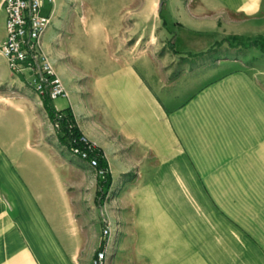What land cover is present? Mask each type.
<instances>
[{"label": "crops", "instance_id": "0c3cea01", "mask_svg": "<svg viewBox=\"0 0 264 264\" xmlns=\"http://www.w3.org/2000/svg\"><path fill=\"white\" fill-rule=\"evenodd\" d=\"M162 6L175 32V78L163 59L156 91L138 68L118 62L101 81L96 109L89 97L79 105L74 94L50 104L71 113L92 142L94 125L102 129L96 145L106 162L129 150L151 167L144 184L120 197L124 223L114 236L115 260L233 264L234 227L243 258L264 264V0ZM0 11L3 38L1 4ZM10 73L0 56V82L27 84L26 76ZM39 106L40 96L25 88L0 93V264H80L83 245L99 242L97 223L93 234L89 226L94 192L82 191L84 176ZM106 134L115 143L105 142ZM171 243L183 253H162ZM223 244L229 249L218 260Z\"/></svg>", "mask_w": 264, "mask_h": 264}, {"label": "rangeland", "instance_id": "374dc122", "mask_svg": "<svg viewBox=\"0 0 264 264\" xmlns=\"http://www.w3.org/2000/svg\"><path fill=\"white\" fill-rule=\"evenodd\" d=\"M42 11L47 13L48 8L45 7ZM163 14L162 0H54L50 24L43 36L44 40L47 39L43 49L52 61L67 93L74 94L79 105L83 97H89L91 105L96 109L99 104L97 95L101 81L105 74L115 71V64L118 62H124L134 69L138 68L142 82L156 91L162 77L163 59L165 66L167 65L164 71H168L170 78L177 76L179 70L172 60L175 32L165 25ZM2 20L0 11V32ZM1 39L0 36V41ZM9 77L21 78L14 73H10L7 78ZM22 88L35 94L28 84L21 86L0 82V93L21 94ZM39 108L44 117L43 104ZM99 130L102 129L94 125L92 129L94 142L90 140L94 145L99 141ZM53 131L57 135V131L55 129ZM103 140L115 143L114 137L110 134H106ZM58 144L61 145L59 142ZM61 146L67 156L74 160L76 171L84 176L82 191L94 192L89 226L93 234L94 224L97 223L100 231L99 242L97 245L92 241L83 245L79 255L80 264H90L96 252L104 247L107 249L105 264H129L128 261H124V256L121 261L114 259V236L120 234L124 223L121 212L125 210V205H120V197L125 191L144 184L142 178L149 174L151 167L145 164V159L132 158L129 150L123 151L117 162L110 155L106 166L110 181L106 186L99 183L102 175L96 169L71 154L65 146ZM202 188H206L204 184ZM217 216L220 217L219 213ZM107 222L112 227L109 238L103 235V228ZM222 232L223 230L219 228L217 237L220 238L225 233ZM232 237L234 243L232 263L248 264V260L243 258L240 230L233 227ZM125 248V252H129V247ZM206 248L209 249V246ZM218 248V260L225 259L229 246L227 248L223 244ZM166 250L171 255L183 253L177 243L165 245L161 252L166 254ZM187 253H194L193 245L189 247ZM214 259L208 264H216ZM136 264L148 263L139 256ZM169 264L193 263L184 262L181 258H171Z\"/></svg>", "mask_w": 264, "mask_h": 264}, {"label": "built area", "instance_id": "2783aa9c", "mask_svg": "<svg viewBox=\"0 0 264 264\" xmlns=\"http://www.w3.org/2000/svg\"><path fill=\"white\" fill-rule=\"evenodd\" d=\"M4 13V37L0 41V53L4 57L9 70L17 75L26 76V82L40 97L49 100L67 97V89L55 71L52 61L43 49V36L50 24L54 0H1ZM45 7L48 12L42 11ZM60 116L59 110H55ZM52 122V121H51ZM58 131V121L52 122ZM84 147L72 145L71 154L86 161L102 175L95 155H91L94 144L81 134ZM112 227L109 222L104 225L103 235L110 237ZM107 249H99L90 264H105Z\"/></svg>", "mask_w": 264, "mask_h": 264}, {"label": "trees", "instance_id": "16d2710c", "mask_svg": "<svg viewBox=\"0 0 264 264\" xmlns=\"http://www.w3.org/2000/svg\"><path fill=\"white\" fill-rule=\"evenodd\" d=\"M251 44H258L255 41H251ZM43 107L49 117V119L53 121H58L60 124L59 130L57 131V140L58 142L69 149L72 145L84 147L85 143L80 140L81 131L73 117V115L69 112H63L59 110L60 116H57V112L50 104V100L48 97H41ZM91 155H95L97 160V165L102 169V178L100 179V184L109 185L110 174L106 171L107 162L101 151V149L94 145V148L90 152ZM98 192V191H97Z\"/></svg>", "mask_w": 264, "mask_h": 264}]
</instances>
